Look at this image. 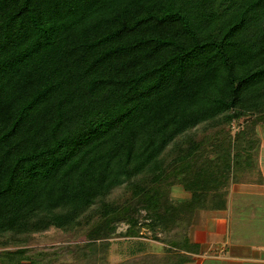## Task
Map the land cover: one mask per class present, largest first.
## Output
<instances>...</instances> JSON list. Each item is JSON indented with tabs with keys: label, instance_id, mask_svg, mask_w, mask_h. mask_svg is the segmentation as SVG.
<instances>
[{
	"label": "trees",
	"instance_id": "16d2710c",
	"mask_svg": "<svg viewBox=\"0 0 264 264\" xmlns=\"http://www.w3.org/2000/svg\"><path fill=\"white\" fill-rule=\"evenodd\" d=\"M262 125L264 0H0V264L107 262L122 222L192 261Z\"/></svg>",
	"mask_w": 264,
	"mask_h": 264
},
{
	"label": "crops",
	"instance_id": "0c3cea01",
	"mask_svg": "<svg viewBox=\"0 0 264 264\" xmlns=\"http://www.w3.org/2000/svg\"><path fill=\"white\" fill-rule=\"evenodd\" d=\"M260 136L261 143L258 158L259 174L256 173L253 176V181L234 184L230 190L227 208L209 212L208 215H210L209 217L207 215L209 218L207 222L203 225L198 223V225L192 230L191 241L198 243L199 247L195 252L182 251L193 257L192 261L185 264H264V236L258 241H247L240 236L241 234L238 233L239 230L245 231V229H248L245 218H242L241 216L242 220L239 219V217H236L234 220L237 224L235 227L237 230H235V236L231 235L230 228L232 212L233 210L235 211L239 209L232 206L233 195L235 193H238L243 189L242 193L244 192L246 196L247 194H254L255 192L261 193L264 196V125L260 128ZM236 199L241 202L243 208L247 206L253 207L252 203L254 202L245 203L241 200V197ZM200 226L201 228H199ZM160 232L161 231H159V235H161ZM155 238L156 239L153 240L147 237V235H144L136 237L128 236L126 239H121L122 242L120 248H118V251L122 255L121 261L131 258L132 255L130 251L138 247L143 250L142 253L140 252V255H149L148 258H145L143 264L151 263L149 261L151 258L153 259L152 261L154 264H161V261L165 259V256L172 252L168 251V249L172 250V246L159 240L158 237ZM112 249L113 248H111V253L113 255L115 253ZM111 263L114 262L111 261Z\"/></svg>",
	"mask_w": 264,
	"mask_h": 264
},
{
	"label": "rangeland",
	"instance_id": "374dc122",
	"mask_svg": "<svg viewBox=\"0 0 264 264\" xmlns=\"http://www.w3.org/2000/svg\"><path fill=\"white\" fill-rule=\"evenodd\" d=\"M238 128V126L235 125L233 130H236ZM259 171V162L257 163V167L255 169V171ZM233 186V185H232ZM232 188V187H231ZM231 190V189H230ZM243 189H241L238 193H235L233 195V204L232 206L235 208H239L237 210H233L232 212V216L230 218V228H231V235L235 236L234 234L236 233V223H235V219L236 217H239V219L245 218L246 220V224L248 225L247 228L244 230H239V234H241L240 236H242L243 238H245L247 241L249 240H256L258 241L259 239H261L264 236V199H263V194L261 193H250V194H244V192L242 193ZM237 194V195H236ZM239 194V195H238ZM190 196V194L186 193V191L184 190V188L180 185H176L174 187H172V191H171V197L173 199L176 200H181V199H186ZM241 197V200H243L245 203L247 202H254L252 203L253 207H245L243 208V206H241V202H239V200H237L236 198ZM251 204V203H250ZM146 211H142L141 215H145ZM210 215V214H209ZM208 215V217H209ZM241 216V217H240ZM205 218L201 219L199 221V223H201L200 225H203L204 223L207 222V220L209 218ZM141 220H143L141 218ZM242 220V219H241ZM198 225V223H197ZM196 225V226H197ZM128 224L126 222H122L119 223L118 225V229L116 232V237H114L113 239H111V246L108 250V255H107V262H97L98 264H117L121 262L122 259V255L120 254V252L118 251L121 245L122 240L121 239H126L128 236H122L120 234H124L128 228ZM195 226V227H196ZM244 227V226H243ZM201 228V226L199 227ZM236 230V231H235ZM143 234L147 237H149L150 239H156L155 237H153L154 235L146 229L142 230ZM161 235H159V231L157 232V236L159 238V240H162L163 242H167L168 240V234L164 231L160 232ZM59 232L58 231H54L51 230L49 232L43 233V234H39L36 237H34L35 239L33 240V242L30 244V248L33 250H40V249H45V248H51L52 246H67L69 244L70 241L65 240V239H60L58 237ZM143 235V236H144ZM238 235V234H237ZM59 239L57 240H52V239ZM168 244V242H167ZM111 248H113L112 250H114L113 252L115 254L112 255L111 253ZM114 262V263H111Z\"/></svg>",
	"mask_w": 264,
	"mask_h": 264
}]
</instances>
